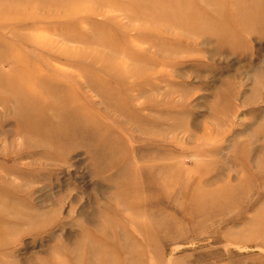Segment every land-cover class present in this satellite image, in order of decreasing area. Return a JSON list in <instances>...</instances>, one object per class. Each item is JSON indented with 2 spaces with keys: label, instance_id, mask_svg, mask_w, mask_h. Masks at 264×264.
Segmentation results:
<instances>
[{
  "label": "rangeland",
  "instance_id": "rangeland-1",
  "mask_svg": "<svg viewBox=\"0 0 264 264\" xmlns=\"http://www.w3.org/2000/svg\"><path fill=\"white\" fill-rule=\"evenodd\" d=\"M0 220V264H264V0H0Z\"/></svg>",
  "mask_w": 264,
  "mask_h": 264
},
{
  "label": "bare ground",
  "instance_id": "bare-ground-1",
  "mask_svg": "<svg viewBox=\"0 0 264 264\" xmlns=\"http://www.w3.org/2000/svg\"><path fill=\"white\" fill-rule=\"evenodd\" d=\"M50 40H51V39H50ZM51 97H52V96H51ZM65 103H66V100L63 101V105H64ZM0 222H4V221H3V220H0ZM7 222H8V221H7ZM5 224H6V223H5ZM13 226H14V225H13ZM16 226H17V225H16ZM4 232H5V231L2 232V231L0 230V236L4 235ZM2 237H4V236H2Z\"/></svg>",
  "mask_w": 264,
  "mask_h": 264
}]
</instances>
